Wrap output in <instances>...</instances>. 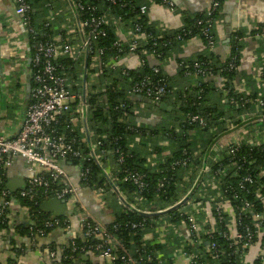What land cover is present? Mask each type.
<instances>
[{
  "label": "built area",
  "instance_id": "built-area-1",
  "mask_svg": "<svg viewBox=\"0 0 264 264\" xmlns=\"http://www.w3.org/2000/svg\"><path fill=\"white\" fill-rule=\"evenodd\" d=\"M107 1L113 2V0ZM11 2L13 13L20 20L27 34L37 36L30 25L31 5L26 0H11ZM163 4L170 9L174 8L173 2L170 0H163ZM216 6V3L210 4L206 9L207 17L199 22V24L205 23L203 35L206 38L207 47L213 52L216 47L215 37L212 35L215 22H212L208 17ZM147 10L146 5L140 6L137 19L146 17ZM78 12L89 13V16L80 19ZM65 19H67L66 24L68 26L70 23L74 24L75 29L69 31L67 26H64V33L68 36L73 33L75 37H67L66 40H56L52 37L51 40H48L43 34L41 39L34 41L30 56L31 85L25 102L23 118L20 120V126L16 129L15 134L0 133V175H6V172L14 166L17 160L26 166L28 172L22 189L14 194H11L7 188L0 190V220L2 223L9 219L11 206L17 202L18 198L41 199L43 202L48 200L64 201L66 207L77 216L81 226L80 237L70 239L68 245L62 249V253L67 248H70L71 252V255H66L64 259L71 260L74 253L92 252L107 259V264H112L117 259L114 252L120 247V244L116 239L111 238L105 227L88 217L83 204L78 199V193L82 189L81 185H84L83 181L89 177L90 169H83L81 163L78 166L67 165L76 170L77 182L73 183L67 174L64 161L81 158L82 161L89 162L93 159L100 168H103V173L108 177L111 185L116 188L119 180L115 176L119 171L117 170L115 174L112 172L113 161L111 158L104 161L107 153L105 150H100L102 142L94 138L92 132L87 131L88 92L93 85L98 83L103 67L100 62L103 50H96L95 43L99 37L106 35L107 28L116 32L119 42H115L114 47L118 52H124L125 56L119 59L116 66L111 65V68L127 70L122 66V63L124 59H129L134 55L138 57L139 67L144 63L143 57H147L148 61L149 59L154 60L144 49V43L150 34L146 32V26L140 22L126 23L100 6L87 3H71ZM147 23L150 24L149 21ZM48 25V22L44 24L45 27ZM155 26L160 33L164 32L163 27ZM262 35H264V30L260 37ZM155 40H160L162 46H166L162 35L156 36ZM176 40L180 41L182 46L186 43L180 35H177ZM61 59H69L73 62L82 59V64L76 72L74 80L71 81L68 73L63 72L64 67L58 65V61ZM156 63L153 65L155 66L153 70L158 73L160 64L157 61ZM104 66L109 67L108 65ZM195 67L198 68L199 64H196ZM70 68L68 67V69ZM229 68L232 69L233 65L230 64ZM258 70L260 83L263 87L264 65ZM198 74L203 75L205 72L195 70L188 78L189 81L190 79L195 80L191 83L192 85L199 84L196 83ZM212 78L213 76H206L204 80ZM72 88L82 90L83 94L72 92ZM141 93L162 104V97L167 94V91L164 85L149 84L148 78L145 77L131 89V94ZM251 95H242L239 99L231 97L226 101L231 107L243 110L238 115L239 123L237 125H233L229 120L224 121L227 131L225 136L208 147H204L202 140L198 138L188 158L185 157V151H183V157L174 160L169 166L172 170L183 169L185 171L183 181L190 185L188 192L192 190L195 192L191 200L180 209L177 215L178 218H181L180 224L169 223L163 210L155 213L166 217L165 225L168 226L170 233L182 232V226L186 229L187 236L183 240L184 246L178 252L180 257L188 260L189 264H220L222 255L223 257H232L229 260L232 264H256V262L264 264V197L260 195L261 186L255 192V199L260 198L261 207H255L253 203L240 198L236 193L231 194L232 201L239 202V206L235 208L232 207L230 200L221 199V189L224 186L225 177L241 175L238 189L246 194L250 193L248 186L257 183L261 177H264V94L257 93L254 98ZM177 103L179 104V102ZM142 106L140 105V108ZM246 106L249 107L245 109ZM121 107H124L123 104ZM70 115L71 118L76 119L82 131L88 136L87 155L83 154L81 143L75 138L71 129L69 133L72 136L59 132L57 129L60 120ZM188 117L190 122L197 123L202 128L206 126L205 120L200 116L189 115ZM243 149L246 151L242 152ZM253 150H256V153H253ZM115 151L118 152V149ZM167 151L164 149L163 153L156 154L150 148L145 155V167L154 171L157 163L166 157L164 155L168 153ZM258 156H263V164L259 162ZM117 162L119 164L123 162L122 156L118 157ZM123 172V182L132 183L138 192L144 191L146 184L145 176L142 173L126 169ZM169 182L170 178H163L157 183L156 191H162ZM95 193L101 194L102 190H97ZM117 194L120 196L119 205H123V207L132 208L146 215L152 214L151 209H155L151 203H139L137 195L132 198L133 202H127L125 195ZM186 196L187 194L183 195L182 199H185ZM153 202L156 203V199ZM59 218H64V220L60 222L58 218L52 217V221L45 222V228L68 230V219ZM142 225L143 223L133 224L132 228ZM114 228L116 229V226ZM46 235L48 234H45L44 230H37L35 234H30V237ZM75 238H80L84 243L91 241V244L78 247L74 242ZM220 238L226 242L227 247L219 251L217 239ZM51 255L54 256V254ZM173 258L174 256H167L169 264H174ZM119 259L122 264H138L130 257L122 256Z\"/></svg>",
  "mask_w": 264,
  "mask_h": 264
},
{
  "label": "trees",
  "instance_id": "trees-1",
  "mask_svg": "<svg viewBox=\"0 0 264 264\" xmlns=\"http://www.w3.org/2000/svg\"><path fill=\"white\" fill-rule=\"evenodd\" d=\"M26 1L32 7L30 25L37 34V36L35 34L28 35L30 46L33 45L34 41L41 39L43 34H45L46 39L51 40L54 33L53 26L48 22L49 25L45 27L46 20L43 22L38 21L36 11V7L38 10V5L40 4L45 5L44 9L49 7L48 3L45 0ZM154 1L164 5L163 0ZM69 2L73 4L81 2L82 4L98 5L102 9L109 11L113 16L120 17L126 23L140 22L143 26H146V32L151 36H147L144 49L148 51L147 53L150 57L159 62L160 71L158 73L154 72L153 68L155 66L151 64L150 59L148 61L147 57H143L144 63L134 70H116L111 68V65L116 66L119 59L125 56V53L118 52L114 47V43L119 42V36L108 28L105 30L106 35L99 37L95 43L96 50H103V54L100 56V62L103 67L101 68L102 71L99 75L98 83L93 85L88 92L87 131L89 133L92 132L94 138L102 142L100 150H105L107 153L104 161L108 158L113 161L112 172L115 174L117 170L119 171L115 176L119 180L116 188L111 185L108 177L103 173V168H100L93 159L88 162L82 161L81 158H72L67 159L64 163L65 166H78L81 163L83 169L89 168L90 174L83 181L82 189H88L93 192L102 190L101 195L109 194V197L112 198L109 209L112 210L113 208V215L105 229L111 238L116 239L120 244V247L114 252L117 259L112 264H122L119 259L122 256L130 257L137 261L138 264H169L166 254H163V244L152 232L153 227H155L154 220L158 218L155 212L163 210L164 215L168 217L169 223L180 224L181 218H178L177 215L180 209L185 207L187 202L191 200L195 192V190L188 192L190 185L183 181L185 171L181 168L172 170L169 166L174 160L183 157V151H185V157L188 158L198 138L202 140L204 147H208L225 136L227 133L224 125L225 120H229L233 125L239 123L237 118L243 109H235L226 101L231 97L239 99L242 96L236 93L234 81L237 75L243 36L240 32L230 34L229 54L226 59L221 60L206 45V38L203 35L205 23L199 24L201 20H205V17H207L206 10L193 15H185L181 28L173 31L164 30V32L160 33L158 28H156L157 26L148 25L145 16L137 19L140 8L137 0H113V2L107 0H69ZM223 2L224 0H212L211 4H217L208 17L212 22L216 21ZM173 7H175L174 3ZM96 13L98 14V12ZM88 14L86 12H78L80 19L89 16ZM263 30L264 24H258L257 28L251 33L253 36H260ZM158 35H162L163 41H166L165 47L162 46L160 40H155ZM177 35H180L184 42L193 38L200 39L204 46V53L185 60L176 57V75L168 77L164 73L162 65L171 55H175L182 46L180 41L176 40ZM212 35L215 37L213 32ZM137 53L139 52L137 51ZM59 64L64 67L63 72L68 73L69 79L71 81L74 80L75 74L80 68L78 61L73 62L69 59H61L58 61ZM196 64H199L198 68L195 67ZM230 64L233 65L232 69L229 68ZM68 67L71 68L68 69ZM195 70L205 72L203 75H197L196 83H199L198 85H192L188 79ZM206 76H213V78L204 80ZM145 77L148 78V83L151 85L156 83L164 85L167 94L162 97L161 101L166 107L171 108L169 113L160 109V103L145 97L142 93L131 94L132 87ZM21 86L20 83L11 87L0 84V99L2 94L10 95L9 101L14 106L9 105L8 112L10 115L13 114L14 109L19 108V106L16 107V98L18 97V91L22 88ZM175 88L176 90L174 91ZM72 92L83 94L82 90L80 91L76 88H72ZM224 93L226 94L225 98ZM169 95L171 96L169 97ZM256 95L257 93H253L251 97L254 98ZM122 104L124 107H121ZM140 105L144 106V111L143 106L140 108ZM25 106L26 103L22 104L20 109L22 110V112L20 111L22 115L20 114V117L24 114ZM247 107L249 106H246L245 109ZM154 112L161 114L164 119L155 121L153 125L141 120L142 118H148ZM189 115L200 116L205 120L206 126L202 128L197 123L190 122ZM57 129L59 132L72 136L69 133L71 129L75 138L81 143L83 154H88V136L82 131L76 119L71 118V115L63 117L60 120V124L57 125ZM161 143H164L162 144L163 146ZM150 148L156 154L163 153L164 149L168 150V153L164 155L166 157L157 163L154 171L145 167V155ZM116 149H118V152L115 151ZM244 151L246 149H243L242 152ZM253 153H256V150H253ZM119 156H122L123 159L120 164L117 162ZM258 158L259 162L263 164V156H258ZM125 169L138 171L145 176L146 188L144 191L138 192L135 185L122 181ZM255 171H257L256 168ZM163 178H170V182L165 185L162 191H156L157 183ZM240 178L241 175H238V177L230 175L224 178L221 199L230 200L232 207L235 208L239 206V202L232 201L231 194L236 193L240 198L253 203L255 207H261L260 198L255 199V192L261 186L260 195L264 197V177H261L257 183L248 186L250 189L249 194L238 189ZM6 184L7 172L6 175H0V190H6ZM117 193L125 195L127 202H133L132 198L137 195L139 203H151L153 207L155 206V209H151L150 212L152 214L146 215L132 208L123 207V205H119L120 196ZM186 194V198L182 199L183 195ZM155 199L156 203L153 202ZM17 203L28 211V217L33 224L28 228H24L21 225L15 227L14 232L17 236L30 237V234H35L37 230H44L45 234H49L54 230L44 226L46 221H52V217L40 210V205L43 203L41 199L18 198ZM58 220L62 222L64 218H58ZM139 223H143V225L132 228L133 224ZM9 226V219L2 223L0 220V231H8ZM114 226H116V229ZM63 230L66 231L65 229ZM147 233H151L148 240L145 239V234ZM74 242L78 247L84 244H91V241L84 243L80 238H75ZM15 243V240L10 241L13 258L8 259V264H17L15 259L23 253V247L16 246ZM217 245L219 251L227 247L226 242L222 238L217 239ZM66 255H71L70 248H67L60 255V264H70L69 260L66 261L64 259ZM76 255L74 253L72 256L76 257ZM148 257L149 259H147ZM231 258L223 257L222 255L220 264H230L231 261L229 260ZM256 264L259 263L256 262Z\"/></svg>",
  "mask_w": 264,
  "mask_h": 264
},
{
  "label": "crops",
  "instance_id": "crops-1",
  "mask_svg": "<svg viewBox=\"0 0 264 264\" xmlns=\"http://www.w3.org/2000/svg\"><path fill=\"white\" fill-rule=\"evenodd\" d=\"M171 1L175 6L173 9L161 3H156L154 0H137L140 6H147L146 19L150 24L159 25L167 31L181 28L185 15L202 12L212 2V0ZM45 2L48 3L49 7L44 9L45 5L41 4L38 5V10L36 7L38 21L43 22L46 20V22L51 23L54 32L52 37L56 40H66L75 37L73 33L68 36L63 29L64 26H67L69 31L75 29L74 24L70 23L69 26L66 24L65 15L69 11L71 4L69 0H45ZM258 24H264V0H224L213 28L217 43L214 52L221 60L226 59L229 54L230 34L240 32L243 36L242 50L234 81L235 91L241 95L264 94V86L262 87L260 83L258 70L264 65V35L261 37L259 35L253 36L251 33L257 28ZM28 39L26 29L13 13L11 0H0V64L2 73L0 84H4L6 87L14 86L17 83L22 85L16 98L17 103L21 106L27 100L31 83V46ZM202 53H204L202 41L198 38L190 39L178 49L175 55H171L167 59L162 65V69L168 77H174L177 72L176 57L185 60ZM150 61L152 65L157 64L153 59H150ZM78 63L81 65L82 59H79ZM139 65L138 57L135 55L129 59H124L122 63V66L130 70L138 68ZM190 82L193 83L195 80L190 79ZM5 96L2 94V101ZM19 96L22 99H19ZM159 119H164V117L161 114L159 115L158 112H154L148 118H142L141 120L153 125ZM19 126L20 122L16 125L17 129ZM66 170L73 183H76L75 168L66 166ZM27 177L26 166L20 160H17L14 166L7 171V184L9 182L22 181L24 185ZM96 194L88 189H81L78 193V199L83 204L88 217L105 227L113 215V208L112 210L110 209V215L107 209L99 204V200H96ZM9 215V230L0 231V264H8V259L13 258L10 246L11 240H15L16 246L23 247V253L15 259L17 264H60L62 249L68 245L70 239L80 237L81 226L77 216L67 207L62 217L68 219L69 229L66 231L59 228L54 229L46 236L19 237L15 234V227L18 225L24 227L23 223L30 220L28 211L20 207L17 202L12 204ZM154 222L155 227H153L152 232L157 236L158 240L162 241V244H165L163 254L174 256V264H189L188 260L180 257L178 252L184 246L183 240L187 236L186 229L182 226V232L170 233L168 226L165 225L167 222L166 217L162 215H158ZM151 233L145 234V239L148 240ZM51 254H54V256ZM69 261L70 264L108 263L107 259H103L92 252L77 254L76 257Z\"/></svg>",
  "mask_w": 264,
  "mask_h": 264
},
{
  "label": "water",
  "instance_id": "water-1",
  "mask_svg": "<svg viewBox=\"0 0 264 264\" xmlns=\"http://www.w3.org/2000/svg\"><path fill=\"white\" fill-rule=\"evenodd\" d=\"M0 77H2L1 64H0ZM160 109L168 113L171 111V108L166 107L165 104H160ZM0 133H3V128L1 126H0ZM23 186L24 185L22 181L19 182L15 181V182H9L6 188L11 194H14L18 189H22ZM40 210L43 211L44 213L52 215V217L59 218L64 216L66 210V204L64 201L48 200L40 205ZM23 225L25 228H27V226L32 225V222L28 220L26 221V223H23Z\"/></svg>",
  "mask_w": 264,
  "mask_h": 264
},
{
  "label": "rangeland",
  "instance_id": "rangeland-1",
  "mask_svg": "<svg viewBox=\"0 0 264 264\" xmlns=\"http://www.w3.org/2000/svg\"><path fill=\"white\" fill-rule=\"evenodd\" d=\"M8 85V84H7ZM6 97H7V99H6ZM6 97H4V102H5V105H8V103L6 102V100L9 102V100H10V95H6ZM19 99H22V97L21 96H19ZM0 100H2V99H0ZM20 101H22V100H20ZM10 106H13V105H11L10 104ZM1 107H3V104L1 105ZM14 107V106H13ZM17 107V106H16ZM22 108V106L21 105H19V111L18 112H22V110H20ZM15 110V109H14ZM17 110V109H16ZM1 112V111H0ZM18 112H16L15 111V113H16V120L18 121V124H19V122H20V118H23V116H21L20 117V114H21V112H20V114H18ZM22 115V114H21ZM9 124H7V125H5V129L3 130V132H6V133H10V134H15V131H16V129H17V127H16V121H14V123L13 124H10V122H8ZM9 134V135H10ZM96 200H99V204L100 205H102L105 209H107V211H108V213L111 215V212H110V209H109V205H110V203H111V199L112 198H110L109 197V194H103V195H101V194H96Z\"/></svg>",
  "mask_w": 264,
  "mask_h": 264
},
{
  "label": "flooded vegetation",
  "instance_id": "flooded-vegetation-1",
  "mask_svg": "<svg viewBox=\"0 0 264 264\" xmlns=\"http://www.w3.org/2000/svg\"><path fill=\"white\" fill-rule=\"evenodd\" d=\"M0 101H1L0 102V111H1L0 112V126L4 130L5 129V125L9 124L8 122H10V124H13L14 121H16V123H17L16 125H18V121L16 120V113H15V111L16 112L19 111L18 108H16L17 110H14L12 112L13 114L10 115L9 112H8L9 111L8 108H9V105L11 104V102L10 101L8 102L6 100V102L8 103V105H5L4 100L3 101L0 100ZM2 104H3V107H1ZM16 106L18 107L19 106V103H17ZM18 114H20V112H18Z\"/></svg>",
  "mask_w": 264,
  "mask_h": 264
}]
</instances>
